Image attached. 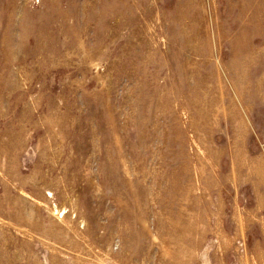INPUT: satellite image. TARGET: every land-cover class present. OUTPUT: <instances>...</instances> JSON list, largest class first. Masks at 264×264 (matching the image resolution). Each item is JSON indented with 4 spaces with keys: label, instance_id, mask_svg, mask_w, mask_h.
I'll return each mask as SVG.
<instances>
[{
    "label": "rangeland",
    "instance_id": "rangeland-1",
    "mask_svg": "<svg viewBox=\"0 0 264 264\" xmlns=\"http://www.w3.org/2000/svg\"><path fill=\"white\" fill-rule=\"evenodd\" d=\"M0 264H264V0H0Z\"/></svg>",
    "mask_w": 264,
    "mask_h": 264
}]
</instances>
